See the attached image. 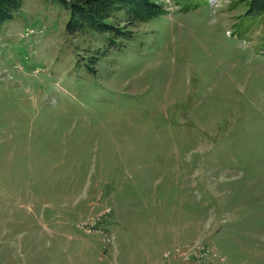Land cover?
Returning <instances> with one entry per match:
<instances>
[{
	"label": "rangeland",
	"instance_id": "obj_1",
	"mask_svg": "<svg viewBox=\"0 0 264 264\" xmlns=\"http://www.w3.org/2000/svg\"><path fill=\"white\" fill-rule=\"evenodd\" d=\"M250 1L163 0L135 26L119 11L120 41L25 0L0 27V264H182L162 255L194 242L219 264H264V12Z\"/></svg>",
	"mask_w": 264,
	"mask_h": 264
},
{
	"label": "trees",
	"instance_id": "obj_2",
	"mask_svg": "<svg viewBox=\"0 0 264 264\" xmlns=\"http://www.w3.org/2000/svg\"><path fill=\"white\" fill-rule=\"evenodd\" d=\"M62 3L69 13L67 22L68 31L75 32L88 28L92 31L105 35L106 39L117 36L125 39L128 30L124 26H110L112 19L122 13L124 22L127 24H145L160 18L166 13L163 0H56ZM179 6L180 11L190 10V4L197 0H172ZM25 0H0V27L12 21L13 15L18 12ZM187 2V3H186ZM251 14L264 12V0H251L247 11ZM110 37V38H109ZM129 42L132 38H126ZM137 41L142 42L141 39ZM149 41H145L147 44ZM133 43V42H132ZM133 45V44H132ZM148 47V46H147ZM133 54L128 52L129 55Z\"/></svg>",
	"mask_w": 264,
	"mask_h": 264
},
{
	"label": "built area",
	"instance_id": "obj_3",
	"mask_svg": "<svg viewBox=\"0 0 264 264\" xmlns=\"http://www.w3.org/2000/svg\"><path fill=\"white\" fill-rule=\"evenodd\" d=\"M99 216L101 217V214ZM162 257L164 261L179 257L185 262L182 264H219L223 261L209 243L197 244L195 242L178 246L173 253L166 251Z\"/></svg>",
	"mask_w": 264,
	"mask_h": 264
}]
</instances>
